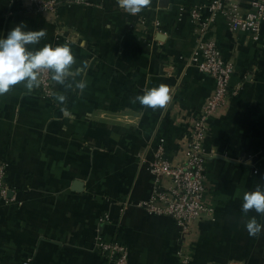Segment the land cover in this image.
<instances>
[{"label":"crops","instance_id":"0c3cea01","mask_svg":"<svg viewBox=\"0 0 264 264\" xmlns=\"http://www.w3.org/2000/svg\"><path fill=\"white\" fill-rule=\"evenodd\" d=\"M73 1L56 0L44 12L0 0V34L21 22L43 29L30 47L69 44L72 70L84 69L74 79L86 82L80 91L51 81V98L23 83L0 94V163L8 165L0 264H107L98 241L125 247L129 264H176L180 253L190 264H264V231L250 236L245 228L253 217L264 224V214L241 207L243 193L264 188V26L258 42L232 33L220 13L210 28L234 66L230 87L240 89L211 119L205 140L212 212L182 234L172 219L140 206L151 195L158 148L174 165L185 161L192 124L214 89L190 64V13L201 7L208 15L218 0H150L137 14L117 0ZM223 5L248 9L244 0ZM161 84L171 97L165 107L134 102Z\"/></svg>","mask_w":264,"mask_h":264},{"label":"built area","instance_id":"2783aa9c","mask_svg":"<svg viewBox=\"0 0 264 264\" xmlns=\"http://www.w3.org/2000/svg\"><path fill=\"white\" fill-rule=\"evenodd\" d=\"M28 2L39 11H53L56 0H15ZM248 9L245 13L237 6L225 7L224 0L213 2L207 8L196 7L190 13L196 31L195 47L190 55V64L201 74L214 81V89L201 107L199 116L193 122L185 144L186 159L181 164H172L164 156L163 146L158 148L155 162L150 166L152 176L150 198L141 208L151 216L167 217L174 221L182 234H187L194 221L202 214L210 213L205 204L207 189L206 160L211 156L205 147L211 119L220 110H225L231 97L237 95L239 87L231 88L230 80L234 73L231 62L223 59L214 40L208 37L217 14L227 20L232 33L248 34L253 42H258L264 26V0H244ZM80 3L81 0H74ZM223 2V3H222ZM227 2V1H226ZM41 94L52 96L50 74L41 73L38 84ZM8 165L0 163V196L5 200V176ZM98 252L107 258V264H129L128 252L118 244L97 242ZM30 260L23 262L29 264ZM176 264H190L187 254H178Z\"/></svg>","mask_w":264,"mask_h":264},{"label":"clouds","instance_id":"9594fccd","mask_svg":"<svg viewBox=\"0 0 264 264\" xmlns=\"http://www.w3.org/2000/svg\"><path fill=\"white\" fill-rule=\"evenodd\" d=\"M121 9L129 14H137L146 7L150 0H117ZM46 36L43 29L38 31L26 30L21 22L12 27L6 35L0 34V94L9 92L12 86L23 83L26 90H32L40 82L41 73L50 74V80L59 85L71 88L73 84L80 91L86 87V82L74 79L84 69L75 71L72 66L75 58L69 44L46 43L41 47H30L39 44ZM73 77L72 83L66 84V78ZM63 101L64 96H58ZM169 88L166 85L144 90L135 97L134 102L156 109L165 107L170 101ZM242 211L254 210L257 214H264V188L257 186L252 191L242 195ZM245 228L250 236H256L264 231V224L258 223L255 217L247 220Z\"/></svg>","mask_w":264,"mask_h":264},{"label":"water","instance_id":"95a60500","mask_svg":"<svg viewBox=\"0 0 264 264\" xmlns=\"http://www.w3.org/2000/svg\"><path fill=\"white\" fill-rule=\"evenodd\" d=\"M75 186L79 188L81 185L80 184H75ZM76 190H77V188H76Z\"/></svg>","mask_w":264,"mask_h":264}]
</instances>
